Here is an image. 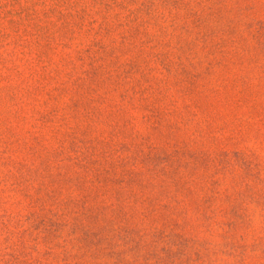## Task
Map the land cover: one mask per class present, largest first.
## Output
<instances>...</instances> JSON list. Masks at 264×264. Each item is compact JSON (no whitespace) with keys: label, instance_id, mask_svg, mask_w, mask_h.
Returning a JSON list of instances; mask_svg holds the SVG:
<instances>
[{"label":"rangeland","instance_id":"374dc122","mask_svg":"<svg viewBox=\"0 0 264 264\" xmlns=\"http://www.w3.org/2000/svg\"><path fill=\"white\" fill-rule=\"evenodd\" d=\"M0 264H264V0H0Z\"/></svg>","mask_w":264,"mask_h":264}]
</instances>
